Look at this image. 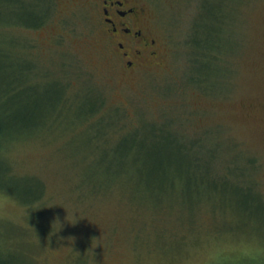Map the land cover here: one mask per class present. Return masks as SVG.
I'll return each mask as SVG.
<instances>
[{"label": "rangeland", "instance_id": "1", "mask_svg": "<svg viewBox=\"0 0 264 264\" xmlns=\"http://www.w3.org/2000/svg\"><path fill=\"white\" fill-rule=\"evenodd\" d=\"M151 13L163 62L134 73L113 60L87 0H0V113L28 115L26 127L10 126L0 153L9 174L0 251L20 264H174L206 226L252 229L215 194L198 200L205 176L187 172L192 156L167 180L148 172L163 136L120 152L117 132L154 129L143 119L177 121L204 169L238 168L246 185L235 188L256 190L238 208L262 223L264 0H162Z\"/></svg>", "mask_w": 264, "mask_h": 264}, {"label": "trees", "instance_id": "2", "mask_svg": "<svg viewBox=\"0 0 264 264\" xmlns=\"http://www.w3.org/2000/svg\"><path fill=\"white\" fill-rule=\"evenodd\" d=\"M45 20L46 19H40L39 22L37 20V22L39 24L36 26L42 25ZM216 52L217 51H215V53ZM210 55H211V52L209 51V53L207 52V55H205V58L211 59ZM202 56H201V58H202ZM197 57L200 58V56H197ZM201 64L206 65V63H201ZM200 81L201 82L198 84H201V85L202 84H208L207 80L205 81V79H202ZM5 93H6V91L3 92V94H5ZM102 102H103V99H102ZM8 112L9 111H5L3 113H0V153H1V150H2V147L4 144V139L9 135L8 130L10 129V126H13V125L16 126L19 123H20V125H22L24 127H26V125H28V123H27L28 115H27V118H22V120H21L17 113H16L17 116L16 115L8 116L7 115ZM124 121H125V119H124ZM143 121L147 122L149 125L155 126L154 129H152L150 134L141 131L142 127H140V125L137 128L127 129L126 131L117 132V133H120V136L118 137L119 148L124 149V150H120L121 153H124L125 156L129 153L130 149L127 147L128 141L129 142L130 141L135 142V143H133V146L138 147V144H136L137 141L147 139L151 142V140H153V138L156 139L160 136H163V140L165 141L167 146H165V151L162 154V157L156 162L155 165H153V167L151 169L148 170L149 173H152V174L158 175V176H161V175L164 176V174H166L165 180H167L168 179L167 176L169 175L170 172L175 171V172H178L180 174L184 173L183 171H184V168L186 165L184 159L187 158L188 156H192L193 160L189 164L187 172H193L195 174H200L201 176H205V179L196 182L197 183V186H196L197 194H196V196H197L198 200H201L205 197H209V196H211V194H215L216 196H218L219 201H221V203H222L221 206H224V208H228V209L232 208L231 211L234 212L239 218L242 219L241 220L242 222L239 225L240 227L241 226L244 227L245 225L248 224L252 227V229H254L258 232H260V230H261L260 227L264 228V219L261 221L262 223H258L256 220H254L255 219V218H253L254 216L250 215V216H252L253 219L249 216L246 217V215L240 210V208H238L237 200L239 199V197L243 196L244 199L246 200V202L250 203L248 194H249V192L254 193V190H255L253 186L252 187L248 186L247 189L243 188L242 186H239V188H235L237 184L238 185L239 184L246 185L244 183V180L242 179L244 176H243V174H240L241 172L238 171V168H236V167L234 168V166H233V167H228L226 170H224L222 168H219L218 165L213 166L214 165L213 164L212 167L204 169L202 167V164L199 163V161L196 162V160H200L201 157H199V155H197V154L193 155L188 150V148H187V146H188L187 142L188 141L185 139V136L179 132L178 125H176L178 122L173 120V118H171V117H169L168 119H166L164 121H159V122L158 121L144 120V119H143ZM103 122L107 123L106 119L104 117H102L99 120V122H97V124L101 125ZM122 122L123 121L121 119V116L117 115L115 125L116 124H118V125L123 124ZM145 122H143V124ZM143 124L141 123L142 126H144ZM102 126L103 125H101L100 128H102ZM121 128H119V130ZM178 133H180V134H178ZM107 134H108V132H106L105 129H103V132L100 135V138H101L100 140L105 139V137H107ZM172 135L178 139L174 138ZM182 137L185 141L182 140ZM124 145H125V148H124ZM140 149L145 150L146 148L144 147V148H140ZM153 154L160 156V154H158V153H153ZM147 156H149V154ZM215 161L216 160H214L213 162L215 163ZM5 163L6 162L3 160V158L0 155V189H3V190H5V189L2 188V185H1L2 184L1 182L3 180L2 177H5L4 175H9L8 169L5 166ZM234 164L236 165V163H234ZM234 170H236L238 172V176L234 175ZM121 172H125V170L121 169ZM204 181H206V182H204ZM118 182L119 181H117V183ZM232 182L235 183L234 186H232L233 185ZM156 183L160 184V182H158V181ZM243 190L246 192H244ZM162 194L163 195H165V194L169 195V193H167L164 190H163ZM235 195H237V197ZM180 196L183 199L184 203H186V201L182 197V195H180ZM234 196L236 198H232ZM258 197L260 200V201H258L259 209H260V212L262 213V215L264 216V200L262 199V197L260 195H258ZM227 198L229 200V203L225 202V200ZM159 199L161 200V198H159ZM157 202H159V201H157ZM247 212H249V211L247 210ZM254 212H258V210L256 209V210H254ZM261 232H262V230H261ZM15 253H17V252H15ZM0 264H20V262L17 259H15L14 253H11V252H9V253L4 252L3 253L0 251Z\"/></svg>", "mask_w": 264, "mask_h": 264}, {"label": "flooded vegetation", "instance_id": "3", "mask_svg": "<svg viewBox=\"0 0 264 264\" xmlns=\"http://www.w3.org/2000/svg\"><path fill=\"white\" fill-rule=\"evenodd\" d=\"M159 1L87 0L98 10L106 48L125 72L136 73L150 63L163 62L160 34L151 13Z\"/></svg>", "mask_w": 264, "mask_h": 264}, {"label": "clouds", "instance_id": "4", "mask_svg": "<svg viewBox=\"0 0 264 264\" xmlns=\"http://www.w3.org/2000/svg\"><path fill=\"white\" fill-rule=\"evenodd\" d=\"M53 224L56 230L52 234L61 228L59 220ZM60 247L68 246L60 243ZM174 264H264V233L206 226L187 237L186 247L174 258Z\"/></svg>", "mask_w": 264, "mask_h": 264}]
</instances>
